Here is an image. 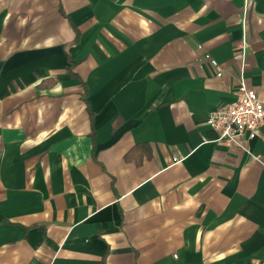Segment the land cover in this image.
<instances>
[{
	"label": "crops",
	"instance_id": "obj_1",
	"mask_svg": "<svg viewBox=\"0 0 264 264\" xmlns=\"http://www.w3.org/2000/svg\"><path fill=\"white\" fill-rule=\"evenodd\" d=\"M245 25L264 101V0H0V264H264V125L207 124Z\"/></svg>",
	"mask_w": 264,
	"mask_h": 264
},
{
	"label": "built area",
	"instance_id": "obj_2",
	"mask_svg": "<svg viewBox=\"0 0 264 264\" xmlns=\"http://www.w3.org/2000/svg\"><path fill=\"white\" fill-rule=\"evenodd\" d=\"M248 56L249 42L245 25L243 38L234 54V59L240 64L237 77L238 97L231 104L211 111L207 119V124L219 132V141L228 142L231 146L245 151H248L246 142L254 139L264 125V101L246 78ZM203 58L215 69L216 76L223 77V68L216 58L210 53H205Z\"/></svg>",
	"mask_w": 264,
	"mask_h": 264
},
{
	"label": "trees",
	"instance_id": "obj_3",
	"mask_svg": "<svg viewBox=\"0 0 264 264\" xmlns=\"http://www.w3.org/2000/svg\"><path fill=\"white\" fill-rule=\"evenodd\" d=\"M70 71H71V67H70ZM139 149H144V153L147 155V156H151L152 155V149H151V147H150V145L149 144H139V145H137L136 147H134L129 153H128V155H127V159H131L132 158V153H134L135 151H137V150H139ZM138 161V163H140L141 162V160L140 159H138L137 160Z\"/></svg>",
	"mask_w": 264,
	"mask_h": 264
}]
</instances>
